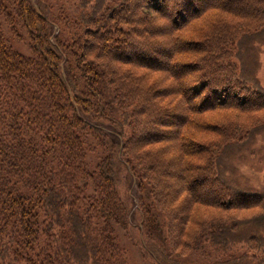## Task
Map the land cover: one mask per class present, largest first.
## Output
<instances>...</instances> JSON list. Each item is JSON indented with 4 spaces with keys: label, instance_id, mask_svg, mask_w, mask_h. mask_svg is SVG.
Segmentation results:
<instances>
[{
    "label": "trees",
    "instance_id": "1",
    "mask_svg": "<svg viewBox=\"0 0 264 264\" xmlns=\"http://www.w3.org/2000/svg\"><path fill=\"white\" fill-rule=\"evenodd\" d=\"M0 19V264H129L118 230L152 264H264V149L259 192L225 175L264 145V0H0Z\"/></svg>",
    "mask_w": 264,
    "mask_h": 264
},
{
    "label": "rangeland",
    "instance_id": "2",
    "mask_svg": "<svg viewBox=\"0 0 264 264\" xmlns=\"http://www.w3.org/2000/svg\"><path fill=\"white\" fill-rule=\"evenodd\" d=\"M33 3H35V0H32ZM1 21V19H0ZM4 30L6 31V27H4ZM12 46L18 50L21 54L28 56L30 54L27 41H13ZM255 51L258 52V63L259 67L257 69L256 78L259 82V87L264 91V38L255 45ZM264 149V145L260 143L259 141H256L251 146L244 148L243 150H246L242 153V160H240V168L238 172L232 173L233 171L227 170L225 173L226 177L229 179V177L233 180H235V183H238L239 185H242V189H245L247 192L256 193L261 190L262 187V179H263V173H262V166H259V156L262 154ZM236 157V152L233 154ZM233 159V158H232ZM234 160V159H233ZM235 162V161H234ZM234 162L230 161L227 168H235L238 167L237 164H233ZM236 163V162H235ZM233 164V167H232ZM251 167H253V172L251 170ZM130 196L134 199V202L136 203V193H135V185H133L130 188ZM138 219L136 216L131 217V223L132 225H137ZM119 239L122 244V246L127 250L129 264H152V259L148 258L146 260H143L141 257V254L137 247L133 246L125 237L124 232L121 230H118ZM131 236L133 239H137L138 235L136 231H130Z\"/></svg>",
    "mask_w": 264,
    "mask_h": 264
}]
</instances>
